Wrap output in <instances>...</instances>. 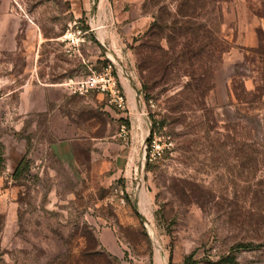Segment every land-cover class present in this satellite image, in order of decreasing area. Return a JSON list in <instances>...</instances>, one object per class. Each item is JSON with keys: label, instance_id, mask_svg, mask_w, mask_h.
Wrapping results in <instances>:
<instances>
[{"label": "rangeland", "instance_id": "374dc122", "mask_svg": "<svg viewBox=\"0 0 264 264\" xmlns=\"http://www.w3.org/2000/svg\"><path fill=\"white\" fill-rule=\"evenodd\" d=\"M103 1L0 0V63L25 64L12 55L25 52L27 17L54 38L72 9L82 29ZM262 1L107 4L136 32L130 51L114 64L100 47L95 63L93 46L83 56L113 65L124 108L64 85L0 101V264H264ZM41 51L61 60H48L51 80L90 71L56 39ZM122 125L133 145L118 172Z\"/></svg>", "mask_w": 264, "mask_h": 264}, {"label": "crops", "instance_id": "0c3cea01", "mask_svg": "<svg viewBox=\"0 0 264 264\" xmlns=\"http://www.w3.org/2000/svg\"><path fill=\"white\" fill-rule=\"evenodd\" d=\"M111 1H103L101 5L105 7L103 14L99 13L98 10L96 15H91L89 13L86 19H84L85 28L82 29L79 28L77 24L80 23L79 19L83 17V10L76 14L75 10L72 9L74 15L73 19L68 23L69 27H67L61 35L54 38H46L43 36L42 32L37 27H34V21L27 17L26 19L30 22V28L29 30H26L25 52H15L12 55H15L16 59L19 58V56H24L25 64H14L12 59L10 60V64L0 63V101L34 103V101L45 100L43 97H35V92H38L39 89H41L42 92H45V88L47 87L63 85V81L61 82L60 80L62 78L66 80L68 78L80 77V75L72 74L66 75L65 77L61 76L57 80L50 79L47 62L51 59L53 53H49V58H47V54L46 57L43 58L44 54L41 51V48L43 47V44L47 42V39H56L61 50L64 52V56L77 58V60L79 59L83 62L86 67L85 73L89 70L97 69V67H93L94 64H92L90 59H86V57L83 56V52L87 47L91 48L93 46L94 48L96 54L94 63L98 58L96 52L99 47L103 51V58L108 59L110 62H113V64L115 62V57H120L121 59L122 56H126L128 51H130L127 45L130 43V40L136 32L131 31V27L128 28L129 30L122 27L123 24H131L126 21L122 11L120 12L117 10L112 14L106 13V5L108 4L110 7L111 3L115 4L118 0ZM99 22H102V24L96 26V23ZM52 57L55 62L61 61L58 58V55L55 58L54 55ZM3 59H8L6 53H0V62ZM122 84L124 86L123 82ZM130 128L128 131H125V133L120 130L118 132L120 144L116 159L113 162L114 168L118 172H125L128 169V157L131 158L132 155L133 141L131 140L129 142V138L131 137ZM62 145L63 150L66 151L65 153L70 155L74 148L72 141H63Z\"/></svg>", "mask_w": 264, "mask_h": 264}, {"label": "built area", "instance_id": "2783aa9c", "mask_svg": "<svg viewBox=\"0 0 264 264\" xmlns=\"http://www.w3.org/2000/svg\"><path fill=\"white\" fill-rule=\"evenodd\" d=\"M63 85L71 94L85 95L92 90H96L109 97L110 102L114 103L118 108H124L126 99L118 86V79L113 73V65L108 63L101 70H90L87 74L68 78L64 80ZM124 125L120 131L125 133ZM146 147V146H145ZM159 145L154 140L149 144L148 152H144V156L148 154L149 159L160 154Z\"/></svg>", "mask_w": 264, "mask_h": 264}, {"label": "trees", "instance_id": "16d2710c", "mask_svg": "<svg viewBox=\"0 0 264 264\" xmlns=\"http://www.w3.org/2000/svg\"><path fill=\"white\" fill-rule=\"evenodd\" d=\"M260 15L262 17H264V0L262 1L261 5H260ZM260 36H261V40L263 41V44L264 45V28L263 29H260ZM260 45V47L262 46ZM228 261L232 262L234 259L231 258V257H227L226 258Z\"/></svg>", "mask_w": 264, "mask_h": 264}]
</instances>
